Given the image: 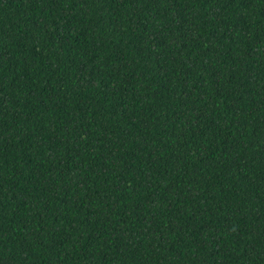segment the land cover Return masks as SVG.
Here are the masks:
<instances>
[{"label": "trees", "instance_id": "trees-1", "mask_svg": "<svg viewBox=\"0 0 264 264\" xmlns=\"http://www.w3.org/2000/svg\"><path fill=\"white\" fill-rule=\"evenodd\" d=\"M0 264H264V0H0Z\"/></svg>", "mask_w": 264, "mask_h": 264}]
</instances>
